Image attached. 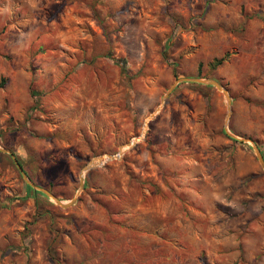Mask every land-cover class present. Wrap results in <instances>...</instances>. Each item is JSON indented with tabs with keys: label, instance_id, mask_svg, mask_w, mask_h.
Listing matches in <instances>:
<instances>
[{
	"label": "rangeland",
	"instance_id": "rangeland-1",
	"mask_svg": "<svg viewBox=\"0 0 264 264\" xmlns=\"http://www.w3.org/2000/svg\"><path fill=\"white\" fill-rule=\"evenodd\" d=\"M1 78L0 147L68 204L0 152V264H264V0H0Z\"/></svg>",
	"mask_w": 264,
	"mask_h": 264
},
{
	"label": "water",
	"instance_id": "water-1",
	"mask_svg": "<svg viewBox=\"0 0 264 264\" xmlns=\"http://www.w3.org/2000/svg\"><path fill=\"white\" fill-rule=\"evenodd\" d=\"M186 80H190V81H194V82H199V83H203V84H211V85L215 86L217 89L221 90L222 93L224 94V96L226 97L227 115L229 114V109H230V107H229V105H230V102H229V96H228L226 90H225V89H224V88H223V87H222L217 81H215V80H213V79H202V78H197V77H180V78L176 79V80L170 85L168 91H170V90L173 88V86H174L178 81H186ZM128 143H130V141H129ZM128 143H126V144H128ZM253 147H254V150H255L256 157H257V159H258V161H259V163H260V165H261V167H262V169H263V171H264V161H263V159H262V157H261V155H260V153H259V150L257 149V147H256L255 145H254ZM0 152H5V153H7V154L10 156V158H11V160H12V162H13L15 168L17 169L18 173L21 175V177H22V179L24 180V182H25L28 186H30L33 190L40 191V192L44 193L45 195H47V196L53 198L54 201H55L57 204H59V205L65 206L66 204H68V203H65V204H64V203H61L60 200H59L58 198H56L55 196H53L48 190H46V189H44V188H42V187L36 185L35 183H33V182L29 179V177L27 176L26 172L24 171V169L22 168V166H21L20 163L18 162V160H17V158L15 157V155H14L10 150H6V149L0 147ZM116 154H117V153H116ZM109 156H111V158H115V157H117L116 155H109ZM87 164H88V163H87ZM87 164L83 167L84 170H85V168L87 167ZM89 168H91V167H89ZM89 168H87L86 170H88ZM79 187H82V180H81V179H80ZM74 199H75V197H72V198L69 200V203L73 202Z\"/></svg>",
	"mask_w": 264,
	"mask_h": 264
},
{
	"label": "trees",
	"instance_id": "trees-1",
	"mask_svg": "<svg viewBox=\"0 0 264 264\" xmlns=\"http://www.w3.org/2000/svg\"><path fill=\"white\" fill-rule=\"evenodd\" d=\"M224 60V57H219V58H215L213 60V62L211 63L212 66H217L219 65L222 61ZM4 82V78L0 79V86H2ZM29 177V176H28ZM30 179V178H29ZM26 188V193L27 195H33L35 196V194L39 193L38 191L33 190L30 186H28L27 184L25 185Z\"/></svg>",
	"mask_w": 264,
	"mask_h": 264
},
{
	"label": "bare ground",
	"instance_id": "bare-ground-1",
	"mask_svg": "<svg viewBox=\"0 0 264 264\" xmlns=\"http://www.w3.org/2000/svg\"><path fill=\"white\" fill-rule=\"evenodd\" d=\"M132 141H133V140H132ZM132 141H130V143H128L130 146L133 144ZM130 146H129V147H130ZM126 147H128V145L124 146L122 149H124V148H126ZM119 153H120V152H118V153L116 154L117 157H119V156L121 155L122 151H121L120 155H119ZM108 158H111V156H109V155H104V156H101V157H97L94 161L97 162V164H102V163H104ZM89 167H91V166H90V165H87V167L85 168V170H86L87 168H89Z\"/></svg>",
	"mask_w": 264,
	"mask_h": 264
}]
</instances>
